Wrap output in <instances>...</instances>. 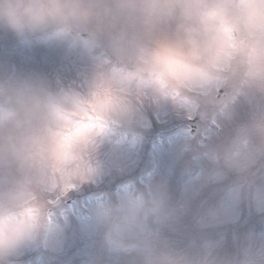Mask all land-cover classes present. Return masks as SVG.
Instances as JSON below:
<instances>
[{"label":"clouds","instance_id":"clouds-1","mask_svg":"<svg viewBox=\"0 0 264 264\" xmlns=\"http://www.w3.org/2000/svg\"><path fill=\"white\" fill-rule=\"evenodd\" d=\"M35 48L90 71L53 82L0 59V264H45L73 238L77 264H179L151 225L172 228L180 202L150 189L151 172L118 182L161 110L201 125L249 105L211 167L264 217L252 170L264 168V0H0V52ZM247 153L252 167L235 168ZM207 264H264V234L209 249Z\"/></svg>","mask_w":264,"mask_h":264},{"label":"rangeland","instance_id":"rangeland-1","mask_svg":"<svg viewBox=\"0 0 264 264\" xmlns=\"http://www.w3.org/2000/svg\"><path fill=\"white\" fill-rule=\"evenodd\" d=\"M0 59L22 72L39 74L53 82L67 83L90 71L88 59L63 49L48 51L35 48L0 52ZM249 114V105L242 101L236 107L231 122L210 118L206 123L197 125L193 121L194 130L190 132L187 120L177 121L167 111L161 110L156 117L161 125L167 124V128H158L154 143L148 141L147 149L145 144L138 153L130 154L124 161V166L130 172L118 182L151 172L150 189L166 195L172 202H180L179 219L172 228L151 225L163 239L182 253L178 257L179 264H207L209 249L231 253L246 237L264 234V217L253 212L249 202L240 197L232 180L225 178L221 168L211 167V162L216 159L215 146L224 144L233 135L237 125L249 119ZM179 125H182V130ZM192 141L194 143L190 145ZM253 160L252 154L247 153L234 160V167L250 168ZM201 170L207 172V178L203 181ZM252 170L257 182L256 207L264 210V185L261 184L264 168L257 165ZM190 177L194 186L185 193L183 190ZM83 244L82 240L70 239L62 255L45 257V264H49V259L51 264H77L74 254ZM201 251L205 253L203 258H189L196 257ZM39 255L29 253L23 258L22 264H40ZM98 255L101 260L105 259L102 251Z\"/></svg>","mask_w":264,"mask_h":264},{"label":"snow or ice","instance_id":"snow-or-ice-1","mask_svg":"<svg viewBox=\"0 0 264 264\" xmlns=\"http://www.w3.org/2000/svg\"><path fill=\"white\" fill-rule=\"evenodd\" d=\"M157 121H159V122H157ZM158 128H167V124H163V125L160 124L159 118H157V120L153 121L152 125H151L152 130H151V135L149 137V141H151V143L155 142V134L157 133ZM145 148L146 149L148 148V144L145 145ZM85 194H87V193H85Z\"/></svg>","mask_w":264,"mask_h":264}]
</instances>
